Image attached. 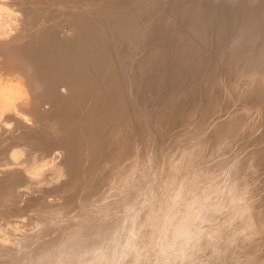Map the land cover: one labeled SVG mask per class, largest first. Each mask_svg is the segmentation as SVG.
<instances>
[{
	"label": "rangeland",
	"instance_id": "rangeland-1",
	"mask_svg": "<svg viewBox=\"0 0 264 264\" xmlns=\"http://www.w3.org/2000/svg\"><path fill=\"white\" fill-rule=\"evenodd\" d=\"M229 1L50 0L55 5L67 4V12H77L94 22L112 20L113 14L139 13L134 15L139 17L126 40L110 48V64L118 68L114 89H107L114 79L110 80L108 73L105 79L110 83L102 85L98 103L91 105L86 97V105L79 113L83 133L79 135L93 145L89 151L90 158L95 159V169L90 176L88 173L89 177L93 179L111 168L137 141L151 143L153 129L179 123L198 131L202 140L214 137L218 154L235 160L239 175L249 184L251 213L260 215L264 211V24L259 26L264 23V2L260 11V0ZM91 3L94 8L102 5L108 12L102 17L84 15L86 9L92 13ZM250 12L254 13L251 17ZM258 18V24L253 22ZM89 111L96 117L93 122L87 118ZM117 137L120 139L116 141ZM136 146L138 150L139 144ZM18 156L0 163V175L5 171L17 172L3 184L15 187L14 196L25 197L55 182L46 172L45 177L42 175V167L37 168L30 160L21 163L24 158ZM111 187L109 184L105 192L111 191ZM96 205L85 206L91 220L90 213ZM104 206L101 204L96 210ZM34 217L35 214H29L0 225V244L5 240L15 244L21 234L33 227ZM259 247L256 244L253 250L258 251ZM257 261H264V252L257 256Z\"/></svg>",
	"mask_w": 264,
	"mask_h": 264
},
{
	"label": "bare ground",
	"instance_id": "bare-ground-1",
	"mask_svg": "<svg viewBox=\"0 0 264 264\" xmlns=\"http://www.w3.org/2000/svg\"><path fill=\"white\" fill-rule=\"evenodd\" d=\"M89 6L92 13L86 9L84 15L102 17L108 12L102 5ZM66 9L67 4L55 5L50 0L0 2V163L19 155L24 158L21 163L32 161L43 168V176L46 172L55 181L19 198L14 196V186L3 185L17 172L0 175V225L35 214V224L15 244L10 240L0 244V264H34L48 241L75 219L77 222L69 226L85 238L91 234L93 220L85 206L97 201L82 193H87L93 183L89 176L95 169V159L90 158L93 145L79 135V113L87 101L98 103L102 85L110 83L105 79L108 73L110 80L114 79L107 89H114L118 68L110 64V48L126 40L139 17L134 15L139 13L113 14L112 20L94 22ZM259 9L262 11V7ZM259 20L253 22L258 24ZM87 118L93 122L96 117L89 111ZM16 151L18 154H14ZM77 190L81 195L73 204L71 197ZM258 216L251 213L248 222L254 223Z\"/></svg>",
	"mask_w": 264,
	"mask_h": 264
},
{
	"label": "clouds",
	"instance_id": "clouds-1",
	"mask_svg": "<svg viewBox=\"0 0 264 264\" xmlns=\"http://www.w3.org/2000/svg\"><path fill=\"white\" fill-rule=\"evenodd\" d=\"M153 134L93 178L91 234L68 226L34 264H264V211L248 222L249 184L237 162L218 154L214 137L182 124Z\"/></svg>",
	"mask_w": 264,
	"mask_h": 264
}]
</instances>
